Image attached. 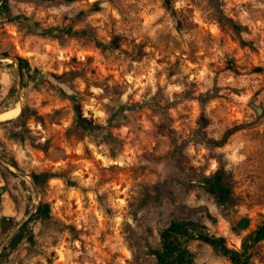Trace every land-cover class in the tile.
<instances>
[{"label": "rangeland", "instance_id": "rangeland-1", "mask_svg": "<svg viewBox=\"0 0 264 264\" xmlns=\"http://www.w3.org/2000/svg\"><path fill=\"white\" fill-rule=\"evenodd\" d=\"M96 2L101 12L78 19ZM216 5L224 17L243 27L248 46L220 25ZM11 8L14 15L24 14L44 27L91 25L117 50L104 54L79 42L61 47L24 39L0 18V56L27 59L40 71L26 87L21 79L20 93L16 65L0 60V115L20 105L31 132L24 145L6 141L10 126L0 128V138L28 175L66 170L73 182L89 188L82 195L54 178L38 195L29 178L2 165L14 175L4 177L0 171V221L8 216L13 223L7 230L0 225V247L38 201L49 204L52 215L50 221L29 224L24 243L7 264H150L154 258L149 249L159 248L161 231L180 218L201 221L224 236L229 248L240 250L242 238L264 221V118L261 125L247 127L257 117L251 104L264 108V0H174L171 10L166 0H86L73 5L13 0ZM214 86L218 98L202 110L191 97ZM171 87L183 90L169 93ZM62 91L78 92L85 117L103 125L117 101L145 104L113 129L127 142L124 150L115 154L90 137L67 141L73 113ZM201 117L209 121V138L233 130L222 150L209 151L207 141L195 136ZM174 142L181 149L184 171L166 159ZM219 152L225 155L234 190L233 202L225 209L202 189H189L186 173L191 168L215 172ZM166 180L173 182L172 197L133 216L144 189ZM94 191L106 194L107 215ZM242 218L251 224L237 236L231 227ZM190 248L196 254L193 264H230L208 245L196 242ZM252 256V264H264V242L254 247Z\"/></svg>", "mask_w": 264, "mask_h": 264}, {"label": "trees", "instance_id": "trees-1", "mask_svg": "<svg viewBox=\"0 0 264 264\" xmlns=\"http://www.w3.org/2000/svg\"><path fill=\"white\" fill-rule=\"evenodd\" d=\"M13 0H0V18L6 22L15 26L22 34L24 39L38 38L44 41L56 42L61 47H65L69 42H79L85 45H93L100 49L104 54H112L117 50V45L114 42H104L99 38V35L95 28L91 25H86L83 28H76L73 25L69 26H49L44 27L39 21L32 20L29 16L24 14L14 15L12 12L11 4ZM47 2H61L66 5H73L78 2L86 0H44ZM174 0H166V6L169 10L172 9V3ZM216 4H220L224 0H214ZM219 6H215L217 11L216 19L221 26L228 27L239 39L240 43L244 46H248V43L242 38L243 27L224 17L223 14L218 11ZM102 11L100 2L94 3L89 11L82 12L78 19L84 20L85 16ZM7 56V54H6ZM20 76L22 79L23 87L29 84L33 76H38L40 71L37 68H32L30 62L27 59L18 57ZM2 62L0 61V65ZM260 71V70H258ZM63 99L68 100L72 106L73 119L70 127L66 130V139L69 142L77 141L82 142L85 138L90 137L97 141L107 144L115 154L121 152L127 146V142L117 137L113 133V129L116 124L132 116L137 111L143 109L145 104L130 103L117 101L113 108H110V117L108 118L107 125L98 124L85 117L82 109V97L78 92L68 95L61 92ZM219 92L216 86L208 89L206 92L197 96H192V100H196L201 106L202 110H205L211 102L218 98ZM252 109L256 112V122L248 124L247 127H251L254 124L261 125L264 118V108L252 105ZM209 121L205 117H201L198 120L197 128L195 129L196 137L201 140L207 141L206 148L215 152L222 150L228 143L229 137L233 130H230L224 134L223 137L209 138L206 133L207 125ZM2 126H10L11 131L6 136V141L12 143H18L24 145L28 142V134L31 132L26 129V115L24 112L17 119H13L6 123H0ZM0 155L9 160L10 164L19 169L18 163L12 158L9 153V149L5 142L0 138ZM181 149L176 142L173 144L172 151L166 157L167 160L176 161L180 165L182 171L185 170L184 164L181 161L182 158ZM219 167L213 173H199L196 168H191L188 174L189 189L196 190L202 189L207 195L211 196L218 205L222 208H228L234 198V190L229 180V173L226 168V158L223 152H219L215 155ZM0 171L2 176L6 174L14 175L0 164ZM34 178L41 194H43L47 188V184L51 179L60 178L64 181L66 186L70 189H78L82 195H86L89 188L80 186L73 182L68 177V171L66 170H42L38 173H33ZM173 182H157L151 186H147L144 189V194L139 198L138 203L135 205V211L133 216L137 218L140 211L148 207L149 205L160 204L167 196L172 197L173 193L169 188ZM97 202L101 210L107 215L109 208L105 203L106 194L94 191ZM51 206L47 203H41L38 211L30 220L24 225L19 233L10 241L8 246L4 249L0 256V264H7L10 261L12 255L18 250V248L25 241V231L29 224L34 220H40L42 222L50 221ZM13 223V219L8 216H3L0 221L1 228L7 230ZM251 220L249 218H242L238 222L232 224L231 230L237 236H240L242 232L249 229ZM33 241V238H30ZM200 242L208 245L214 252L227 259L230 264H252V250L254 247L264 242V221L251 233L242 238V244L240 250L231 249L227 245V240L224 236L212 233L208 226L201 221L188 218L173 219L169 225L164 228L160 233V247L157 249L150 248L148 254L154 258V262L150 264H193L196 254L191 250L190 246L193 243Z\"/></svg>", "mask_w": 264, "mask_h": 264}, {"label": "water", "instance_id": "water-1", "mask_svg": "<svg viewBox=\"0 0 264 264\" xmlns=\"http://www.w3.org/2000/svg\"><path fill=\"white\" fill-rule=\"evenodd\" d=\"M11 60L12 63H14L16 65V79H17V86H18V90L21 93L22 92V84H21V76H20V70H19V62L17 60V58H9L6 56H0V60ZM21 113V112H20ZM3 121H0V123ZM0 164H2L3 166H5L6 168L10 169L12 172H15L19 175H22L26 178H29L31 183L33 184L37 194L39 195L40 190L34 180V178L32 177V175H28L27 173H25L24 171L14 167L13 165H11L8 161H6L4 158H2L0 156ZM40 207V202L38 201V203L36 204V206L33 208V210L26 216L25 219H23L17 226L16 228L7 236V238L5 239V241L2 243L1 247H0V256L3 253L4 249L8 246V244L10 243V241L19 233V231L23 228V226L30 220V218L36 214V212L38 211Z\"/></svg>", "mask_w": 264, "mask_h": 264}, {"label": "bare ground", "instance_id": "bare-ground-1", "mask_svg": "<svg viewBox=\"0 0 264 264\" xmlns=\"http://www.w3.org/2000/svg\"><path fill=\"white\" fill-rule=\"evenodd\" d=\"M21 107L18 105L16 108L6 111L3 114L0 115V119L3 120H9L13 118H17L20 115Z\"/></svg>", "mask_w": 264, "mask_h": 264}, {"label": "clouds", "instance_id": "clouds-1", "mask_svg": "<svg viewBox=\"0 0 264 264\" xmlns=\"http://www.w3.org/2000/svg\"><path fill=\"white\" fill-rule=\"evenodd\" d=\"M182 5H177V7H181ZM61 11H67V9H61ZM201 77H203V73H201ZM129 81L131 82V77L128 78ZM183 89L181 87H171L169 88V93L175 91V92H180L182 91ZM93 91H96L95 89H93ZM98 115H102V113H98Z\"/></svg>", "mask_w": 264, "mask_h": 264}]
</instances>
